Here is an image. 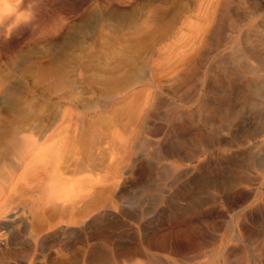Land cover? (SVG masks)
Returning <instances> with one entry per match:
<instances>
[{
	"label": "bare ground",
	"instance_id": "1",
	"mask_svg": "<svg viewBox=\"0 0 264 264\" xmlns=\"http://www.w3.org/2000/svg\"><path fill=\"white\" fill-rule=\"evenodd\" d=\"M178 1L86 10L51 108L0 124V229L21 246L2 263L264 264V34L203 71L230 0ZM246 1L264 23V0Z\"/></svg>",
	"mask_w": 264,
	"mask_h": 264
},
{
	"label": "rangeland",
	"instance_id": "2",
	"mask_svg": "<svg viewBox=\"0 0 264 264\" xmlns=\"http://www.w3.org/2000/svg\"><path fill=\"white\" fill-rule=\"evenodd\" d=\"M107 1H114V4L117 5L120 3L121 5L124 0H23L18 10L28 11L30 13V19L27 22L16 24L14 22L15 18L12 16V19L8 21L9 23H7V25L6 23H1L0 124L5 125L6 122V125L9 124L8 126H10L13 122L14 125L18 126L19 124L20 126L28 121V125H31L40 119V113L37 111L40 106L44 105L46 108H51L52 100L50 96H52L51 91H53L54 88V71L57 63L53 61H57L56 51L60 46L59 44H62L61 41L63 39H65V41L67 40L68 29L71 28L70 26L72 24L78 22L82 17L81 15L92 8V10H94L99 7L96 9L99 11L104 2L106 3ZM165 1L169 5L172 3V5H178V2H180L178 0ZM181 1L185 2V0ZM187 1L188 0H186V2ZM227 2L229 6L228 8L231 9L229 17L225 20H228V22L232 21V23H234L232 25L233 27L230 28L231 25L229 26V24H227L228 28L226 30H228V35H226L225 40L218 48L211 49L210 53H202L203 56H208L204 63L203 71L209 68L221 52H226L227 46L236 40L239 35L248 33L250 37L257 42L259 41L261 34H264V23H261L260 21L254 23V20L251 19V15L247 12L248 2L246 0H230ZM262 38H264V36H262ZM210 43H207L205 48L207 46L209 48L211 46ZM67 46L62 49L64 55H67ZM205 48H203V50ZM208 48L206 50H208ZM64 55L62 57V64H65L67 61L65 60L66 56ZM14 63H17L15 65H19L17 66L18 68H14ZM198 89H200V86H198ZM9 94L10 96H8ZM42 98H44V100H42ZM171 99L177 101L181 106L184 105V108L187 106V108H190V103L184 99H178L175 97H172ZM48 104L50 106H48ZM180 108L182 109L183 107ZM8 121L9 123H7ZM6 160L9 161V159ZM9 163L11 164V162ZM9 163L7 162V164ZM124 205L127 204L124 203ZM11 238L8 229H0V260L2 257H5L7 253L11 254L13 250H19L18 248L21 247L19 242H14L15 240H12ZM7 249L9 250L7 251ZM65 253L66 251L61 250L59 253H56V255H62ZM8 258L10 259V264H14L17 260V258L16 260L12 257ZM55 258L59 259L58 256H55ZM33 260L35 261V259ZM38 260L36 259L35 262L32 261V264H38ZM27 261L28 259L22 261V263L26 264ZM0 264L6 263L0 261Z\"/></svg>",
	"mask_w": 264,
	"mask_h": 264
},
{
	"label": "clouds",
	"instance_id": "3",
	"mask_svg": "<svg viewBox=\"0 0 264 264\" xmlns=\"http://www.w3.org/2000/svg\"><path fill=\"white\" fill-rule=\"evenodd\" d=\"M20 0H17L16 4L9 5L4 3L2 10H0V17L4 16H14L15 23L20 24L22 22H27L30 19V13L25 10H18V4Z\"/></svg>",
	"mask_w": 264,
	"mask_h": 264
}]
</instances>
